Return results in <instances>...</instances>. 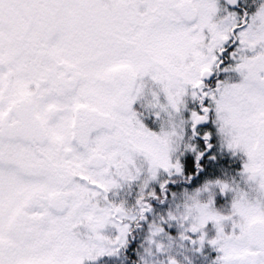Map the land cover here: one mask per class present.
<instances>
[{
	"label": "snow or ice",
	"instance_id": "6c2138e0",
	"mask_svg": "<svg viewBox=\"0 0 264 264\" xmlns=\"http://www.w3.org/2000/svg\"><path fill=\"white\" fill-rule=\"evenodd\" d=\"M0 264H264V0H0Z\"/></svg>",
	"mask_w": 264,
	"mask_h": 264
}]
</instances>
